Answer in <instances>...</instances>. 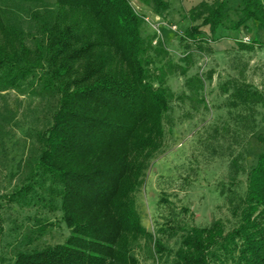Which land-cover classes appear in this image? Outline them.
Wrapping results in <instances>:
<instances>
[{
  "label": "trees",
  "instance_id": "16d2710c",
  "mask_svg": "<svg viewBox=\"0 0 264 264\" xmlns=\"http://www.w3.org/2000/svg\"><path fill=\"white\" fill-rule=\"evenodd\" d=\"M140 1L159 15L170 7L169 0ZM53 5L30 11L34 47L21 24L0 11V89L30 85L51 106L48 123L34 132L37 154L26 162L23 182L0 199L58 211L69 229L62 243L40 244L55 223L35 218L13 264H138L134 249L140 240L160 256H171V264H264V150L247 170L239 202L226 196L236 224L226 229L218 219L191 225L176 250L169 249L141 224L134 194L148 159L163 146V120L174 96L167 79L184 75L187 66L175 62L159 39L152 46L154 36L141 31L145 17L129 0ZM185 15L189 25L179 39L195 41L203 27L212 35L218 28L238 31L248 22L264 25V0H199ZM255 44L264 47L255 36L239 47L250 50ZM155 58L160 63L150 70ZM194 83L201 85L202 78L185 80L189 87ZM230 95L234 106L264 102L247 84ZM256 140L264 143V134ZM228 171V185L236 187L244 171L237 157ZM3 233L0 211V242Z\"/></svg>",
  "mask_w": 264,
  "mask_h": 264
},
{
  "label": "rangeland",
  "instance_id": "374dc122",
  "mask_svg": "<svg viewBox=\"0 0 264 264\" xmlns=\"http://www.w3.org/2000/svg\"><path fill=\"white\" fill-rule=\"evenodd\" d=\"M54 1L33 4L0 0V11L8 21L21 24L28 45L34 47L37 32L30 11L37 7L53 9ZM129 1L145 17L141 31L154 36L152 46L159 39L175 62L187 66L184 75L167 79L174 96L163 120V146L148 159L134 194L145 230L174 251L191 225L204 227L220 219L226 229H231L238 220L226 196L232 195L233 202H239L245 192L247 170L264 150V143L256 140L258 134H264V102L252 108L234 106L230 93L236 86L247 84L264 99V47H239L240 41L250 43L254 36L264 42V25L248 22L238 31L218 28L212 35L203 27L202 36L195 41H182L179 37L189 25L186 10L199 0H169L170 7L160 15L153 13L152 5ZM155 60V64L160 63L159 58ZM154 66L157 64L149 69ZM190 76L201 77L202 84L189 87L185 80ZM50 107L48 98L34 94L30 85L0 89V196L23 182L26 162L37 154L34 132L48 123ZM235 157L244 167L236 187L228 185L226 179ZM0 211L4 219L0 264H13L15 254L26 247V234L35 218L55 223L38 240L40 244L62 243L69 236L58 211L37 204H8L2 199ZM136 246L138 264L172 263L171 256H160L144 240Z\"/></svg>",
  "mask_w": 264,
  "mask_h": 264
}]
</instances>
